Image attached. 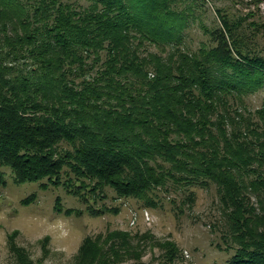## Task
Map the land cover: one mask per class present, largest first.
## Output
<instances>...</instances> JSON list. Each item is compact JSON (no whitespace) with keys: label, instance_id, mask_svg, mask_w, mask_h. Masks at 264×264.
<instances>
[{"label":"trees","instance_id":"trees-1","mask_svg":"<svg viewBox=\"0 0 264 264\" xmlns=\"http://www.w3.org/2000/svg\"><path fill=\"white\" fill-rule=\"evenodd\" d=\"M84 1L0 0V166L15 184L64 187L91 216L117 212L88 204L106 188L146 208L158 189L174 185L191 205V187L213 184L227 264H264V100L242 109L264 90V56L218 8L188 51L207 0ZM60 201L56 213L81 214ZM97 242L84 239L82 255L94 259Z\"/></svg>","mask_w":264,"mask_h":264},{"label":"rangeland","instance_id":"rangeland-1","mask_svg":"<svg viewBox=\"0 0 264 264\" xmlns=\"http://www.w3.org/2000/svg\"><path fill=\"white\" fill-rule=\"evenodd\" d=\"M201 4L194 12L195 21L185 29L188 51L206 41L205 28L219 24L218 8L240 25L246 47L264 56V0H207ZM148 49L155 51L153 46ZM263 100L264 90L259 89L244 97L242 109L253 112ZM0 172L5 179L0 187V264H227L233 253V244L223 237L225 221L213 184L191 187L195 194L191 205H179L184 193L174 185L158 189L157 206L146 208L140 200L118 198L106 188L104 197H90L88 204L117 212L91 216L83 212L86 205L64 187H42L44 180L19 185L8 168L0 166ZM31 194L34 200L22 205L20 201ZM57 197L64 208L80 209L81 214L56 213L53 203ZM15 231L10 248L8 236ZM86 238L98 241L94 259L82 255ZM168 245L174 246L172 259Z\"/></svg>","mask_w":264,"mask_h":264}]
</instances>
